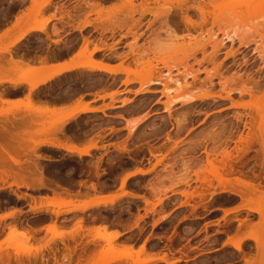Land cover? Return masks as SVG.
<instances>
[{
    "label": "rangeland",
    "instance_id": "374dc122",
    "mask_svg": "<svg viewBox=\"0 0 264 264\" xmlns=\"http://www.w3.org/2000/svg\"><path fill=\"white\" fill-rule=\"evenodd\" d=\"M34 1L0 0V33L6 32L0 38V49L38 21L49 39L55 36L56 43L62 40L64 25H74L61 0H47L45 7V0ZM76 1L79 5L75 10L83 5L87 17L74 29L92 26L102 36L116 29L123 37H134L121 50L108 47L111 53L101 61L93 52L97 47L89 50L91 41L84 37L75 65L83 72L57 77L40 86L38 92H31L30 97L29 89L9 94L0 103V126L12 114L22 115L23 119L36 114L35 119L29 116L24 120L29 125L21 118L19 122L18 116H12L9 123L18 120L21 125H11L14 132L33 134L29 139L38 143L41 140L62 144L65 138L83 140L87 143L84 151L89 154L78 157L77 152L48 145L25 154L8 150L26 169L28 179L19 182L15 177L22 172L17 169L14 177H0V264H142L154 260L150 255L154 250L164 251L166 260L175 261L173 264H264V194L261 201H241L222 192L223 184L215 179L217 171L232 181L237 175L226 176L217 169L212 172L213 166L218 168L225 162L227 154L236 159L237 149L241 148L238 140L246 136L247 127L261 138L264 147L263 0ZM58 4V14H48L49 8ZM56 17L60 26L49 31L48 26ZM222 30L230 33V39L222 38ZM147 31L148 36L140 43ZM208 33L216 36V43L224 39L214 52ZM69 39L70 44L76 45L79 35ZM42 40L29 33L20 41L25 44L19 42L14 49L11 46V53L30 55ZM6 59H10L9 55ZM103 59L116 63L113 68L125 79H110L89 71L90 63L101 65ZM18 69L14 70L16 73L9 70L8 74L14 73L12 78L17 79L23 72L41 68H24L23 72ZM41 75L34 74L36 78L32 79L38 80ZM176 80L179 86L175 85ZM151 82L157 83L149 85ZM103 87L114 92L101 95ZM0 88V93L12 91L7 83ZM63 89L64 94L60 93ZM80 90L88 93L85 100L101 105L93 109L94 113L65 123L64 128L58 123L74 111L51 107L49 101L57 94L75 95ZM122 95L124 98L120 99ZM119 104L123 108L118 109ZM135 115H142L145 125L133 132L134 127L124 119ZM31 119L33 123L29 122ZM52 129L56 137L50 132ZM23 138L26 142L27 134ZM17 142H9L0 134V144L5 149L26 146ZM258 146L254 149L260 151V156L263 154V160L260 156L254 159V152L249 153L241 159L247 163L242 170L259 175L264 192V167L260 173L257 164L264 162V152ZM130 157L153 159L149 160L148 170L143 171V166L138 173H153L159 167L163 171L158 176L129 180V174H122L132 167ZM4 158L5 155L0 156V165ZM226 184L229 187L227 181ZM100 189L114 192L101 197ZM84 191L89 193L83 194ZM65 193L81 195L74 198L64 196ZM128 197L140 200L135 202ZM98 198L101 202L108 198L107 205L58 216L52 214L56 206H45L51 200L71 199L72 205H60L63 212L82 203L93 205ZM43 204L42 213L34 217L31 209ZM110 235L117 236L109 241ZM231 240L242 241L239 251L229 245Z\"/></svg>",
    "mask_w": 264,
    "mask_h": 264
},
{
    "label": "bare ground",
    "instance_id": "6f19581e",
    "mask_svg": "<svg viewBox=\"0 0 264 264\" xmlns=\"http://www.w3.org/2000/svg\"><path fill=\"white\" fill-rule=\"evenodd\" d=\"M34 2H36V1H34L33 0V4H34ZM46 2H48L47 0H45V2H42V4L44 3H46ZM43 4V6L45 7V5ZM41 5V4H40ZM261 5H263V7H264V0H263V3H261ZM42 7V5L40 6V8ZM43 8V7H42ZM18 17V19L16 20L15 19V22H17V24H18V21H19V16H17ZM22 19V18H21ZM37 23V22H36ZM41 22L40 21H38V24L36 25V26H31V27H29V28H27V30L26 31H24V33H22V34H20V35H18L16 38H14L13 39V41H11V43L10 44H8L7 46H5V47H3V48H1L0 49V85L1 84H3V83H7L8 85H9V87L12 89V91H7V89L6 90H4L3 91V93H2V91H1V93H0V103H4V101H6V98H7V95H9V94H12V96H13V94L15 93V94H18V90H19V88H20V84H22L23 83V85L25 84V83H27V85L26 86H29L28 88H29V97L31 96V94L34 92V91H36L40 86H42V85H44V84H46V83H48V82H50V81H52V80H54L55 78H57L58 76H60L61 74H63V73H65V72H68V71H71V70H74V69H76V67L75 66H73V67H69V68H64V67H62L61 69L59 68V69H51V71H50V68L48 67V71H45L46 70V68H45V66L47 67V65H45L46 63H47V61H49V60H47V61H45L43 64L45 65V66H43V67H37V68H41V69H43L42 71H41V69L39 70V69H30L29 70V68L27 69V70H29V71H26V72H23V70L22 69H24L23 67V65H21L22 63H24L23 62V57H22V55L20 56L19 54H18V56L17 55H15L14 53H11L12 52V50H10V48H11V46L13 47V49L16 47H14V45H18V47H19V45L20 44H18L20 41H23L24 40V38H26V36H27V34H29V33H32V32H36V31H38V32H43V27L41 26V25H39ZM263 23H264V20H263ZM35 25V24H34ZM7 31V30H6ZM5 32V31H4ZM45 33V32H44ZM1 34V33H0ZM8 35V34H7ZM221 35H222V38H227V39H230V33L229 32H226V31H224V30H222L221 31ZM3 36H6V32L5 33H2L1 35H0V38H2ZM208 40H209V44H211L212 45V50H213V52H214V50H216L220 45H222L223 44V42H224V39H222V40H220L218 43H216V36L214 35V34H212V33H208ZM21 43V42H20ZM210 45V46H211ZM12 49V48H11ZM16 51V50H15ZM14 52V51H13ZM24 52V51H23ZM22 52V53H23ZM94 52V51H93ZM7 54V55H6ZM12 54H13V56L14 57H12ZM4 55H5V57H4ZM8 55H9V57H10V59L9 60H7L6 59V61H5V58H7L8 57ZM17 56V60L16 59H14L15 57ZM66 56V55H65ZM78 56V55H77ZM48 58V57H47ZM51 58V57H50ZM53 59H54V57H52ZM36 59H38V58H36ZM40 60H41V58H40ZM44 60H46V58L45 59H43L42 61H44ZM28 61V60H27ZM51 61V60H50ZM37 62V61H36ZM41 62V61H40ZM5 63H7V65L5 66ZM31 63V62H30ZM33 63V62H32ZM4 64V65H3ZM37 64H38V62H37ZM99 64V63H98ZM98 64H95V63H90L89 64V66H87V68H89V71H99V72H104V73H108V74H115L117 71L115 70V69H113V68H111V67H107V66H103L102 64L101 65H98ZM20 66H23V67H21L20 68ZM26 67V66H25ZM146 67V66H145ZM12 68V69H11ZM21 69L20 71L21 72H23V73H21L20 74V72L18 71L17 73H19L20 74V76L17 78V79H14V77L12 78V76H14V73H12V74H8L9 73V70H12V71H14V70H16V69ZM36 68V67H35ZM44 68H45V70H44ZM147 68V67H146ZM145 68V69H146ZM150 68V67H149ZM18 69V70H19ZM39 70V71H38ZM25 71V70H24ZM38 71V72H37ZM45 71V72H44ZM50 71V72H49ZM15 72V71H14ZM37 72V73H36ZM40 72V73H39ZM41 72H44V73H41ZM16 73V72H15ZM34 74H36V77L37 76H40V74H42L41 75V77H40V79H38V80H33L34 79ZM38 74V75H37ZM44 74V75H43ZM9 75V76H8ZM11 75V76H10ZM35 77V78H36ZM33 78V79H32ZM59 78V77H58ZM183 79H184V81H183ZM183 79H182V81L183 82H185V79H186V77L184 78L183 77ZM178 80V79H177ZM176 80V82H175V85L176 86H179L180 85V83H179V81H177ZM31 81H33V82H31ZM169 81H170V79H169ZM171 81H172V79H171ZM25 82V83H24ZM54 82V81H53ZM167 83H168V81H166ZM157 82H151L149 85H154V84H156ZM167 83L165 84V85H167ZM57 84V83H56ZM25 86V85H24ZM48 86H51V85H48ZM56 86V85H55ZM60 87V86H59ZM167 87V86H166ZM165 87V88H166ZM52 88V87H51ZM1 89V88H0ZM54 90V89H53ZM26 91V90H25ZM42 91V90H41ZM27 92H28V90H27ZM32 92V93H31ZM169 92V91H168ZM143 93H146V91L145 92H143ZM167 93V92H166ZM27 94V93H26ZM25 95V94H24ZM36 95V94H35ZM6 96V98H4ZM27 96V95H26ZM28 97V98H29ZM56 97V96H55ZM27 98V97H26ZM27 98V99H28ZM54 98V97H53ZM31 99V98H30ZM30 99L28 100V101H30ZM36 99H38V98H36ZM59 99V98H58ZM38 101V100H37ZM64 101V100H63ZM31 102V101H30ZM33 102H35L34 100H33ZM39 102V101H38ZM32 103V102H31ZM31 103H29V104H31ZM51 104V103H50ZM32 105H33V103H32ZM91 111H93L92 109H89V108H87V107H84V108H82L81 110H79V111H74V112H72V113H70L69 115H66L62 120H61V122H59L58 124L59 125H62L63 127H64V124L65 123H68V122H72L75 118H77V116L80 114V113H89V112H91ZM26 113H23V115H25ZM31 114V113H30ZM32 114H34V113H32ZM14 114H12V116H13ZM16 115V114H15ZM29 114H27L26 116H28ZM12 116H10L11 118H10V120L11 119H17V117L16 116H18V115H16V116H13L14 118H12ZM20 116H22V115H20ZM20 116H18L19 117V122H21L22 120L21 119H23V117L21 118ZM30 116V115H29ZM29 116H28V118L27 119H29ZM32 116L33 115H31L30 116V118H32ZM35 116H36V114L33 116L34 117V119H35ZM8 117V116H7ZM251 117V116H250ZM250 117H249V119H250ZM21 118V119H20ZM240 118V117H239ZM4 119L5 118H3V121H4ZM26 119V117H24V119H23V121L24 120H27ZM34 119H31V120H29V122H32V120H34ZM252 119V118H251ZM6 120V119H5ZM10 120H8V118H7V122L9 123L10 122ZM76 120V119H75ZM238 120V119H237ZM3 121H2V123H3ZM12 121V120H11ZM7 122H5L4 121V125H2V126H0V134L4 137V138H6L7 140H9V142H17L16 140H18V142L20 141L22 144H24V143H26V146H23L22 144V146L23 147H21V146H18V147H15V146H12V148L10 147V146H8L6 149L3 147V146H1V144H0V156H3L4 157V155L6 156V158H4V160L2 161V163H1V165H0V177H5V179H9V178H11V177H14L13 175H16L17 173L15 172V170L17 169V170H19V172L21 171L22 172V174H20L19 175V177L17 176V177H15V178H18L20 181L19 182H24L25 180H27L28 178L26 177V175H25V172H26V169L24 168H22V166H21V164H20V162H18V160H16L14 157H12L13 155L10 153L9 154V152H8V150L9 149H12V151L14 152V153H22V154H25L27 151L28 152H31V149L32 150H34L36 147H40V145H48V146H51V147H56V148H61V149H64V150H66V151H68V152H77V154H79L80 156H78V157H81V156H88L89 154H88V151L87 150H82V151H79V150H75L74 149V147L73 148H70V147H66L65 145H62V144H59V143H53V142H46V141H44V142H42L41 140L39 141V143L38 142H34V141H31V139H29L30 137H32V135H28V133H25V132H23L25 135L27 134V138H25L26 139V142L24 141L23 142V140H22V138L23 137H25V135L24 134H19V132L21 131H18V133H15L14 132V130H13V127H15V123L17 122V123H19L18 122V120L16 121L15 120V122H12V124H13V127L11 126L12 124L11 123H7ZM25 123H27V121H24ZM34 122V121H33ZM32 122V123H33ZM1 123V124H2ZM7 123V124H6ZM31 123V124H32ZM250 123V122H249ZM20 124V123H19ZM28 124V123H27ZM21 125V124H20ZM29 125V124H28ZM27 125V126H28ZM66 125V124H65ZM246 125V124H245ZM244 125V126H245ZM23 126H24V123H23ZM26 126V125H25ZM9 127H12V128H9ZM52 128V127H51ZM54 128H56V127H54L53 126V129ZM65 128V127H64ZM246 128V127H245ZM251 127H249V129H248V127H247V131H248V133L246 134V136L244 137V138H242V137H240L239 138V140H238V142L240 143V145H241V148L240 149H237V156H236V159L234 158V159H232V157H230L228 154L225 156V162L223 161L222 163H221V166H217L218 168H214V166L212 167V172L213 173H216V171L217 170H220L221 172L223 171V173H225V175L227 176V175H237V177H235V178H233V181L232 180H228V179H224L223 178V176H222V174H220V172L219 171H217V176L214 174V176H216L215 177V179H218V184L220 183H222L223 185H221L222 186V192H227V193H229L230 195H233V196H235V197H237L238 199H240L241 201H244V200H246V201H248V202H252L253 200H256V199H259L260 201L261 200H263V197H260L261 195H263L264 194V192H263V188H262V183H261V178H260V176L259 175H256V174H254V173H251L250 172V174L249 173H247V172H245L244 170H242L243 169V167L245 166V164H247V163H245L243 160V162L241 161V159H243L244 157H246L247 155H249V153H252V152H254V157L252 156V158H254V159H256L257 157H259L260 156V151L259 150H255L254 149V147H255V145L256 146H261V148L263 149H261L263 152H264V147L262 146V143H261V141L262 140H259V139H261V138H257L256 137V134H254V132H251V129H250ZM12 129V131L14 132H11L10 130ZM15 129V128H14ZM53 129H52V131H50V132H52V134H53V137L55 136H57L56 134V132H55V134H54V132H53ZM48 130H51L50 128H48L47 129V131ZM253 130V129H252ZM55 131V130H54ZM21 132V133H22ZM45 133H47L48 135L49 134H51V133H49V132H45ZM37 135H38V133H37ZM28 136H30V137H28ZM34 136H35V134H34ZM33 136V137H34ZM50 136V135H49ZM17 138H20L21 140H19V139H17ZM50 138V137H49ZM24 139V138H23ZM54 139V138H53ZM52 140V139H51ZM55 140H56V138H55ZM27 141H28V143H27ZM30 141V142H29ZM17 142V143H18ZM31 143V144H30ZM30 144V145H29ZM41 146V147H42ZM258 146V147H259ZM14 147V148H13ZM79 149V148H78ZM30 150V151H29ZM261 151V152H262ZM262 152V153H263ZM262 156H260L259 158H263V154H261ZM261 158V159H262ZM227 160V161H226ZM258 160H260V159H257L256 161H258ZM263 160V159H262ZM262 160H260V163H257L258 164V167L260 168V173H262V170H263V165H264V162H262ZM240 161L242 162V163H240ZM246 161V160H245ZM249 161V160H248ZM259 162V161H258ZM237 163H238V165H237ZM241 165V166H240ZM216 167V166H215ZM258 168V169H259ZM96 169V168H95ZM216 171H215V170ZM211 172V175L213 174ZM219 172V173H218ZM213 176V177H214ZM213 177H211V179L213 178ZM232 177V176H231ZM41 178H42V176H41ZM41 178H40V180H41ZM18 179H16V180H18ZM214 178H213V180H215ZM30 180V179H29ZM43 180V179H42ZM204 180V179H203ZM224 182H223V181ZM259 180H260V182H259ZM207 181V180H206ZM216 181V180H215ZM226 181L231 185V187H230V185H229V187L228 186H226L227 184H226ZM26 182V181H25ZM209 182V181H208ZM213 182V181H212ZM225 183V184H224ZM22 184V183H21ZM35 184V183H34ZM36 184H38V183H36ZM207 184H209V183H207ZM206 184V185H207ZM236 185V186H234V185ZM38 185H41L40 183L38 184ZM210 185H211V181H210ZM22 186H24V187H26L27 185H25V184H23ZM223 186H226V188L228 187L229 189L227 190L226 188H224ZM234 188H236L237 186V189H233V187ZM17 187H19V185H17ZM3 188L2 187H0V190H2ZM63 189V188H62ZM65 191V190H64ZM61 194V193H60ZM65 194H68V193H65ZM76 194V193H75ZM74 194V195H75ZM64 195V194H63ZM211 195H214V194H212L211 193ZM65 196V195H64ZM259 196V197H258ZM21 197V196H20ZM69 197H71V196H69ZM75 197H77V196H75ZM74 197V198H75ZM93 197V196H92ZM255 197H257V198H255ZM67 198V197H66ZM255 198V199H254ZM262 198V199H261ZM101 199V198H100ZM103 199V198H102ZM101 199V200H102ZM62 199H55V200H51L49 203H45L46 205L45 206H56L55 208H56V210H54V211H52V214L54 215V216H58V215H61V214H69V213H71L73 210L75 211V210H82V211H84V210H87V209H90V208H94V207H97V206H99V205H102V204H104V205H107V201L109 200L108 198L107 199H103V201L101 202H99V201H94V200H92V201H94L95 202V204H93V205H89L88 203H82V204H79V205H75L76 207H75V209H72V210H65V211H63V212H61V210H59L60 208V205L61 206H65V205H67V206H70V204L72 205V202H71V199H70V201H68V200H66V201H61ZM96 200V199H95ZM98 200H99V198H98ZM104 200H106V201H104ZM116 200V199H115ZM32 201H33V199H32ZM91 201V200H90ZM35 202V200L33 201V203ZM110 203H114V202H110ZM108 204H109V202H108ZM45 206H44V204H43V206H36V207H34L33 209H31L32 211V215L34 216V217H36L37 215H39V214H41L42 213V209L43 208H45ZM47 209V208H46ZM245 209H247V210H250V208L249 207H245ZM44 210V209H43ZM233 210V209H232ZM236 210H239V209H236ZM234 211H235V209H234ZM44 212V211H43ZM225 213H230V211H224ZM118 234V233H117ZM117 236V235H116ZM116 236L115 235H110V236H107L108 238H109V241L110 240H112L113 239V237L114 238H116ZM106 237V238H107ZM104 239V237H102V236H100L99 237V239ZM108 238L106 239L107 241H108ZM242 243V241H234V240H231V241H229V245L231 246V247H233V248H235L236 250H240V248H241V244ZM257 247H259V246H257ZM167 257V256H166ZM167 260H169V259H167ZM164 257H162V259H154V260H145L142 264H152L153 262L155 263L156 261H162V263L164 262L165 264H173V262H175V261H173V262H168Z\"/></svg>",
    "mask_w": 264,
    "mask_h": 264
},
{
    "label": "crops",
    "instance_id": "0c3cea01",
    "mask_svg": "<svg viewBox=\"0 0 264 264\" xmlns=\"http://www.w3.org/2000/svg\"><path fill=\"white\" fill-rule=\"evenodd\" d=\"M95 2H99V0H94ZM61 2H64V8L66 10V12H69L70 15L72 16V21L74 23V25H69L65 27V31L64 33L60 36L61 37V41L56 43V39L54 35L51 36V39H49L46 35V33L44 32H32L30 33V35H37V36H41L43 38V40L41 41L40 44H38L34 50L32 54H26V55H22L23 57V62L21 65L24 66L25 69L27 68H34V67H39V66H45L47 65V67L45 66L46 69H48V67L51 69H61L62 67L64 68H69V67H73L75 65H77V54L79 53L80 49L83 47L84 43H83V38L84 37H88L89 40L91 41V44L88 46L89 50H93L94 46L97 47V49L94 51V55H98L99 58H97V61H101L102 58L104 57V55H107L108 53H111L110 49H108V47L110 46H114L113 48L115 49H123L127 47V44L130 43L132 41V38L134 37L133 35H124L121 36L119 30L115 29V32L112 33H108L105 36H102L101 32L99 30H95L94 27L92 26H84L82 29H74V26H76L77 23H82L86 17H87V10L86 8H84L83 5H81V9L80 10H75V7L77 5H79V3H77L76 0H61ZM60 5H54L53 7L49 8L48 14H58V9H59ZM57 18V17H56ZM60 22L59 19H55L53 20L49 26L48 29L49 31H51L52 27L56 26H60ZM146 25V23H144ZM144 25V28H145ZM114 31V30H113ZM145 32L142 31V33ZM77 34L79 35V42L75 45V43L70 44V36ZM148 36V31L146 33H144V35L140 38V43ZM21 44H25L24 42ZM119 52V50H117V53ZM66 55V56H65ZM48 57V58H47ZM51 57V58H50ZM54 57V59L52 58ZM38 58V59H36ZM41 58V60H40ZM44 61H42L43 59H45ZM51 61H50V60ZM105 59V58H104ZM103 59V60H104ZM28 60V61H27ZM49 60V61H47ZM38 64H37V62ZM41 61V62H40ZM47 61V63L45 62ZM107 60L102 61V65L107 66V67H111L113 68L114 66H116L117 64H109L108 62H106ZM31 62V63H30ZM33 62V63H32ZM45 64H43V63ZM99 65V64H98ZM26 66V67H25ZM115 69V68H113ZM49 70V69H48ZM116 70V69H115ZM83 72V70L81 68H76L74 70L65 72L63 74H61L58 77L61 76H67V75H71V74H76V73H80ZM96 73L99 74H103L106 77L110 78V79H115V78H120L121 81H123L125 79L124 76H121L120 74H118L117 72L115 74H108V73H104V72H99V71H95ZM56 79V78H55ZM20 88L18 90V92L23 93L25 90V92H27V90L29 89V86H26L27 83L20 84ZM41 88V87H39ZM39 90V89H38ZM37 90V92H38ZM126 91V89L124 90ZM36 92V93H37ZM59 92V91H58ZM66 92V89H63L60 91V93L64 94ZM114 91L110 90L109 87H103L100 89L99 93L101 95H109L112 94ZM15 94V93H14ZM88 95L87 92H82L81 90L75 94V95H65V96H61L59 97V95L57 94L56 97H54L52 100L49 101V104L51 107L54 108H65L67 110H71V111H79L84 107H88L89 109H95L97 107H99L101 104H96L95 102H93L92 99H86V96ZM59 98V99H58ZM124 98V95L121 96L120 99ZM132 99L135 97H131ZM110 98H107V100H109ZM64 100V101H63ZM87 104V105H86ZM118 109L123 108L122 104H119L116 106ZM94 113V111H91L89 113H80L78 116H83V115H89ZM77 116V117H78ZM140 118H142V115H135V116H131L128 120H125L129 122V124L134 127V131L135 132L137 129H141L144 125L145 122L142 121ZM62 144L65 145L66 147H74L77 150H84L87 143L85 141H74L71 138H65L64 141H62ZM157 147H159V144L157 145ZM79 148V149H78ZM153 161V159L146 157L145 160L137 159V158H129V164L132 166L127 172H123L122 175L125 174H129L130 178L129 180H133V179H137V178H141V177H146V176H158L162 171L163 168L159 167L157 168V170L153 173H138V169H142L141 167H143V171L148 170V165L150 163V161ZM120 188V183L118 184V186L116 187V190H118ZM99 191H103V189H100ZM114 191H103L101 192V197H107L110 196L111 194H113ZM88 191H84L83 194H88ZM72 193V194H64L67 196H80V193ZM137 196L142 197V194H137ZM125 198V197H123ZM122 198V199H123ZM131 198L133 201L135 202H139L140 199L137 198H132V197H128ZM100 201V200H97ZM150 255L153 259H161L162 257H165V252L161 251V250H154V251H150ZM160 262V261H158Z\"/></svg>",
    "mask_w": 264,
    "mask_h": 264
}]
</instances>
